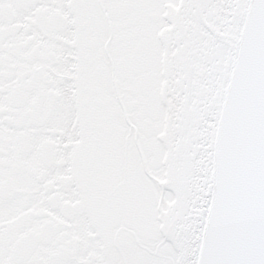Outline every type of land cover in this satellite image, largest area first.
<instances>
[{"label": "snow or ice", "instance_id": "1", "mask_svg": "<svg viewBox=\"0 0 264 264\" xmlns=\"http://www.w3.org/2000/svg\"><path fill=\"white\" fill-rule=\"evenodd\" d=\"M0 264H264V0H0Z\"/></svg>", "mask_w": 264, "mask_h": 264}]
</instances>
